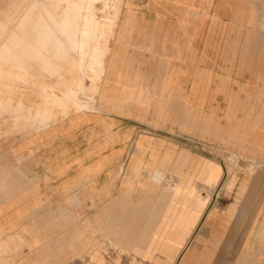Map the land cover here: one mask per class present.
<instances>
[{
	"label": "crops",
	"instance_id": "1",
	"mask_svg": "<svg viewBox=\"0 0 264 264\" xmlns=\"http://www.w3.org/2000/svg\"><path fill=\"white\" fill-rule=\"evenodd\" d=\"M261 1L123 0L96 109L1 143L0 264H264Z\"/></svg>",
	"mask_w": 264,
	"mask_h": 264
},
{
	"label": "rangeland",
	"instance_id": "2",
	"mask_svg": "<svg viewBox=\"0 0 264 264\" xmlns=\"http://www.w3.org/2000/svg\"><path fill=\"white\" fill-rule=\"evenodd\" d=\"M95 1L0 0V152L6 137L22 134L26 122L52 120L57 116L53 112L63 117L70 110L79 111L86 99L93 104L88 103V108L96 109L100 65L108 60L122 7L132 5L103 0L101 9L94 6ZM258 4L263 10L259 13L262 23L264 1ZM6 27H13L14 32L4 34ZM241 37L236 40L242 41ZM243 37L262 41L261 37ZM218 154L231 166L229 173L241 169L234 157ZM227 261L223 259L222 264Z\"/></svg>",
	"mask_w": 264,
	"mask_h": 264
},
{
	"label": "bare ground",
	"instance_id": "3",
	"mask_svg": "<svg viewBox=\"0 0 264 264\" xmlns=\"http://www.w3.org/2000/svg\"><path fill=\"white\" fill-rule=\"evenodd\" d=\"M85 1V0H84ZM92 2V0H87V3H91ZM96 8H103V0H96L95 1V5H94ZM119 11V6L117 5V10H116V12H118ZM91 13V12H90ZM89 20V23H90V18L88 19ZM104 60V59H103ZM104 62V61H103ZM103 62L101 63V65H100V74L98 75V77H100V75H101V72H102V67H103Z\"/></svg>",
	"mask_w": 264,
	"mask_h": 264
}]
</instances>
